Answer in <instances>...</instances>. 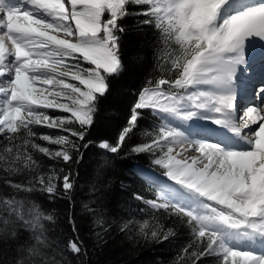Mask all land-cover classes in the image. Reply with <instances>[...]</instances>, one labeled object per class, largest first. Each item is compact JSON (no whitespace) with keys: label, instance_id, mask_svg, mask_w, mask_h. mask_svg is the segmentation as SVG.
I'll use <instances>...</instances> for the list:
<instances>
[{"label":"snow or ice","instance_id":"snow-or-ice-1","mask_svg":"<svg viewBox=\"0 0 264 264\" xmlns=\"http://www.w3.org/2000/svg\"><path fill=\"white\" fill-rule=\"evenodd\" d=\"M128 16L144 17L138 23L154 25L179 54L169 57L166 75L139 90L115 141L101 140L98 147L121 152L150 110L161 123L131 150L151 154L173 183L158 185L155 199H136L189 226L193 243L181 259L200 245L191 253L197 259L264 264V88L260 104L243 108L236 92L248 47L264 41V0H0V140L6 141L0 146V264H68L66 254L85 252L74 221L72 237L51 239L46 224L54 217L17 194L51 198L62 188L70 197L71 172L45 171L33 153L67 165L88 147L76 140H85L99 97L125 70ZM49 109L70 116L53 117ZM73 124L79 129L68 127ZM38 125L68 134H38ZM136 223L145 240L175 235L154 216Z\"/></svg>","mask_w":264,"mask_h":264},{"label":"trees","instance_id":"trees-1","mask_svg":"<svg viewBox=\"0 0 264 264\" xmlns=\"http://www.w3.org/2000/svg\"><path fill=\"white\" fill-rule=\"evenodd\" d=\"M142 19L144 17L128 16L123 20L126 28L122 36L125 70L110 80L109 92L99 97L94 123L88 129L85 140H76L81 145L88 143V147H81L76 159L67 165L62 160L33 153L45 171L63 168L71 172L75 187L70 197L64 195L62 188L58 195L51 198L39 192L17 194L18 199L27 196L39 204L45 214L54 217V222L46 224L51 239L62 236L66 241L72 237L70 219L74 221L78 235L84 241L85 252L79 257L66 254L68 264H216L215 257L197 259L191 255L193 251L202 250L200 245L189 248L181 259L182 249L193 243L189 226L168 216L163 210L153 212L142 200L136 199L137 195L146 200L155 199L158 190L155 184L139 174L137 166L164 171L153 164L151 154L131 150L148 140L146 133L154 134L161 123L158 117L150 110H144L138 127L118 154L107 153L98 147L101 140L115 141L139 90L147 86L148 81L166 75L170 68L169 57L175 58L179 54L178 46L166 45L154 25L138 23ZM68 127L79 129L78 124ZM33 130L53 137L68 134L60 128L39 125ZM36 142L53 150L61 147L40 139ZM5 143L0 140V146ZM22 178V175L13 177L16 182ZM3 191L7 193L10 189L3 187ZM152 216L165 230L171 228L175 235L160 243L140 237L136 222L151 220ZM98 219L102 223L98 224ZM128 221L133 223L122 232L121 228Z\"/></svg>","mask_w":264,"mask_h":264},{"label":"bare ground","instance_id":"bare-ground-1","mask_svg":"<svg viewBox=\"0 0 264 264\" xmlns=\"http://www.w3.org/2000/svg\"><path fill=\"white\" fill-rule=\"evenodd\" d=\"M263 55H264V41H260L259 39L254 40L247 49V53H246L247 64L241 66L243 70L238 72V77H237V85H236L237 100L241 108L248 106L250 104L251 105L260 104V100L257 99L259 94L257 96H253L251 93V90L253 86L255 88L256 87L264 88V83L261 82L259 86L252 85L253 81H252V77L250 74H251V71L253 70L255 71L257 70V73H258L257 76L262 74V71H264V67H263L264 62L261 61ZM260 79H261V75L259 76V80ZM199 123L202 124L206 128L215 129L217 133L223 131L218 126L213 125L210 122H199ZM215 138L217 137L213 136V139ZM139 168L146 169L145 167H142V166H140ZM146 170L145 171L141 170V171L149 177V174ZM160 180L161 178L154 179L155 183L159 182Z\"/></svg>","mask_w":264,"mask_h":264},{"label":"rangeland","instance_id":"rangeland-1","mask_svg":"<svg viewBox=\"0 0 264 264\" xmlns=\"http://www.w3.org/2000/svg\"><path fill=\"white\" fill-rule=\"evenodd\" d=\"M260 89L261 88H258V87L256 89L252 88V90H251L252 95L253 96H257L259 94V92H260ZM257 99L260 100V96H258ZM47 112H48V114L50 116H53V117L70 116L69 113H63V112H60V111L54 110V109H49V110H47ZM139 167H140V165L137 166V169H140V170H143V171H145L146 169H148L146 171L148 172L149 177H146L147 176L146 174H145L146 175L145 177L148 178V180L151 181L156 186L161 185V184H164V183H168V184H172L173 183L172 181H169L168 180V178L163 174L164 171L163 170H160L159 168L158 169H156V168H146V169H143V168H139ZM153 176H154V178H153ZM156 178L157 179H160L161 178V180L159 182H156L155 183L154 179H156Z\"/></svg>","mask_w":264,"mask_h":264},{"label":"water","instance_id":"water-1","mask_svg":"<svg viewBox=\"0 0 264 264\" xmlns=\"http://www.w3.org/2000/svg\"><path fill=\"white\" fill-rule=\"evenodd\" d=\"M138 172H139L140 175H142L145 179L148 180V178H146V177H148V176H146L141 170H138ZM145 176H146V177H145Z\"/></svg>","mask_w":264,"mask_h":264}]
</instances>
